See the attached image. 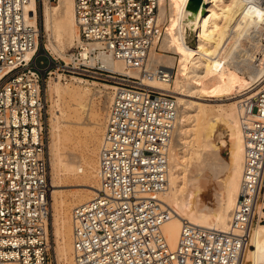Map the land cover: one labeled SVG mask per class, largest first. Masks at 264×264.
<instances>
[{"label": "built area", "instance_id": "built-area-1", "mask_svg": "<svg viewBox=\"0 0 264 264\" xmlns=\"http://www.w3.org/2000/svg\"><path fill=\"white\" fill-rule=\"evenodd\" d=\"M31 1L0 0V264H51L45 87L54 74L52 62L62 75L115 85L98 147L99 188L71 209L74 264H240L243 249L250 247L255 204L264 200V85L237 99L243 159L228 230L184 220L171 248L162 228L171 211L161 195L177 102L172 93L143 83L173 75L148 58L154 44L163 52L158 43L165 23L159 16L167 0H74L78 39L64 67L49 57L44 69L35 62L40 28L36 17L30 20ZM33 1L38 10L40 0ZM259 22L248 35L264 48V20ZM240 50L254 69L263 68L256 49ZM236 54L219 57V66L236 64ZM104 56L138 76L105 67Z\"/></svg>", "mask_w": 264, "mask_h": 264}, {"label": "bare ground", "instance_id": "bare-ground-1", "mask_svg": "<svg viewBox=\"0 0 264 264\" xmlns=\"http://www.w3.org/2000/svg\"><path fill=\"white\" fill-rule=\"evenodd\" d=\"M40 2L43 3L42 18L46 41L49 43L48 47L45 45L46 49L49 48L54 55L67 61V52L61 53L63 45H71L78 39L74 0H58L56 5H52L50 0ZM204 2L206 7L195 11L194 1H166L159 16V20L165 23V30L158 48L164 53L157 51L154 44L148 58L150 63L165 66L173 75L168 81L143 79L148 87L172 93L177 102V117L168 157L167 186L161 195L171 211L170 218L162 227L171 248L176 245L184 220L203 227L228 230L231 210L238 197L243 159L242 131L236 99L248 93L257 94L264 85V66L259 70L254 69L248 60H243L240 50V47L249 45L259 52L264 62V48L251 42L248 35L251 27L264 20V0ZM36 6V1L33 0L28 6L29 10H35L31 22H34L35 17L38 22ZM51 39L56 44H52ZM235 51L236 64L227 62L219 66V57H230ZM32 53L30 51L28 57ZM102 62L113 71L138 76L137 70L127 68L120 60L104 56ZM72 77L78 83L73 89L61 85L60 74L47 81L52 168L50 195L53 200L51 223L61 264H74L70 210L93 198L99 182L96 158L76 160L69 155V158L65 157L62 153L65 148L62 145L61 151L60 144L70 140L72 130L69 124L80 120L81 115L90 109L91 97L106 94V91L111 96V89L115 86L104 84V87H97L87 80ZM62 99L67 101L66 109L60 106ZM221 129L228 135V158L220 155V148L227 145ZM207 170L213 174L219 187L218 200L208 204L205 199L201 202L206 191L202 185V175ZM60 172L79 181L77 185L84 186L73 191V196L78 198L72 204L67 202L63 190L59 188L61 184L56 182ZM78 172L82 174L78 175ZM220 172L227 173V177L221 178ZM207 209V212L202 211ZM254 213L257 214V220L250 227L248 244L251 247L247 245L243 249L240 264H264V200L256 202Z\"/></svg>", "mask_w": 264, "mask_h": 264}, {"label": "rangeland", "instance_id": "rangeland-1", "mask_svg": "<svg viewBox=\"0 0 264 264\" xmlns=\"http://www.w3.org/2000/svg\"><path fill=\"white\" fill-rule=\"evenodd\" d=\"M50 2L52 5H56L58 3V0H50ZM42 10H43V3L40 2L39 8H38V26L40 28V35L38 38V51H37L39 55L36 57V61H35L36 65L41 69L47 68L49 66V57L50 58L53 57V58L57 59L56 60L57 66L64 67L63 66L64 65V63H63L64 59H61L57 55H54L50 51L49 48L46 49L45 45H47V47H48L49 43L46 41V31L44 30ZM75 29H76V32H78L76 27H75ZM51 42H52V44L53 43L56 44L53 41V39H51ZM75 42H76V40H74L71 45H67L65 43L63 45L64 46L63 49L61 50V53L63 54L65 52H67L66 57H68V53L71 51ZM160 53H164V52L160 51ZM51 64H52V67L50 69L54 70V74L52 73L50 75V77L54 78V77H57L61 72L60 71L56 72L55 71V64L53 62ZM72 76H75V75L70 74V76H69V73H66V75L60 74L59 79H60L61 85L62 86H69L70 89L75 88L78 83L75 82L76 78L73 79ZM61 77H62V79H61ZM75 77H77V76H75ZM79 78H81V77H79ZM81 79L87 80L89 83L96 85L97 87H104V84L113 85V84L106 82L104 80L91 78V77H89L88 79L87 78H81ZM53 80H56V79H53ZM249 90H251V89H249ZM248 91H244V92H248ZM46 93H47V98H48L46 134H47V138H48V150H49V157H50L49 158V160H50V180H51V178H52L51 149H49L50 148V130L48 131L49 124H50L49 123L50 122V114H49L50 96H49V90H48V82L46 85ZM106 95H108V96H106ZM109 98H110V92L109 91H106V94L103 93V95H100V96L99 95H93L91 97V104H90L92 107L90 106V109L85 111L81 115L80 120L74 121V122L69 124V128L72 130L71 131V138L73 137L74 140L70 138V140L64 141L63 143L60 144V150L62 149L61 148L62 145H63V149L65 148L64 152H62L65 157L69 158V156H70L71 158H75L76 160H78L80 158H81V160H83V159L86 160V159H88V157L97 159V156H96V155H98L97 154L98 153L97 147L99 146L100 139H101L103 124H104V117H105L107 105L109 103ZM66 103H67V101L62 99L60 101L61 108L66 109ZM221 131L223 132V137L226 140L227 145L220 148V155L223 158H228V156H229V154H228L229 153L228 135H226V133L222 129H221ZM177 139L179 140L178 136H177ZM95 145H97V146H95ZM180 161L182 163V159ZM176 170H178L177 167H176ZM60 173H61V175L59 174V176L56 178V182L58 185L61 184L59 188L61 190H63V193L66 197L67 202L69 204H72V203L76 202L77 198H78L76 196H73V194H72L73 191H76L80 188H83L84 186L77 185L79 183V181H75V178H71L72 176L67 175L66 173H63V172H60ZM81 174H82V172H78V175H81ZM202 176H203L202 177V185L204 186L206 191H205V194L203 195V199L201 200V202L205 199L206 204H208L209 202L214 203L218 200L219 187L215 183L214 178H213V174L209 170H207L205 173H203ZM220 177L225 179L227 177V173L220 172ZM75 199H76V201H75ZM207 208L209 209V207H207ZM51 209L53 211L52 197H50V219H49V224H50L49 225V233H50V239H51V243H52L50 260H51V264H61V262L59 261V257L57 255L56 237H55L54 229H53L52 223H51L52 222ZM208 209L202 210V211L207 212Z\"/></svg>", "mask_w": 264, "mask_h": 264}, {"label": "water", "instance_id": "water-1", "mask_svg": "<svg viewBox=\"0 0 264 264\" xmlns=\"http://www.w3.org/2000/svg\"><path fill=\"white\" fill-rule=\"evenodd\" d=\"M194 1V10L197 11L198 9H202L201 7H206V3L204 0H191ZM202 13H205V10L202 11Z\"/></svg>", "mask_w": 264, "mask_h": 264}]
</instances>
